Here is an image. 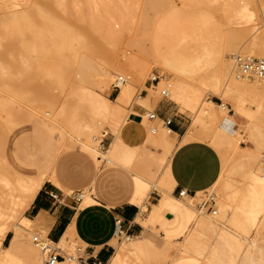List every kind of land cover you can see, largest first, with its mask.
Masks as SVG:
<instances>
[{"label": "rangeland", "instance_id": "374dc122", "mask_svg": "<svg viewBox=\"0 0 264 264\" xmlns=\"http://www.w3.org/2000/svg\"><path fill=\"white\" fill-rule=\"evenodd\" d=\"M15 1L26 3V7L28 6L27 8L30 9L23 10H29L37 17L30 25L21 28L0 22V106L2 105L0 107V188H8L9 186L13 185L18 176H26L27 174H31L32 169L28 168V165L36 163V161L38 162L40 158H43V160H46L47 158L49 159V155L52 153L54 160L59 161L60 165L62 166L60 167V171L63 174L62 176L65 177L64 180L67 182L69 188H71L70 191H63L64 194L68 195L70 199H73L74 195L79 197L80 193H83L86 191V189H90V187H85L84 184L86 183L82 178H84L83 172L85 169H90L93 163L91 157H89L88 154L82 149V141L85 140V136L79 135L81 133L83 134L87 128L90 110L82 97L83 92L81 87H77V76L79 75L77 74L78 65L73 56L74 50L80 51L79 53L81 55L83 54V57L88 58V60H90L89 62L94 66L107 63L108 61H110L108 63L114 61L116 64L124 62L136 52V50L131 45H128L130 38H144V36L142 37L143 32H145L144 34H147L145 39L155 34L162 35L163 32L166 31L167 26L172 21V14L174 10L176 11V9H179L184 14L181 20L188 19L189 16L187 15L191 12L193 15H195L194 18L196 20L193 19V22H198L197 25L199 26V30L197 29L193 32V30L187 28V30H185V34L182 33L184 34V36L182 35L184 41L180 36L179 39H181L183 43L185 42L186 46L190 45L189 47L192 49H198L200 51L201 48V52H203V48L205 46H207L206 48H209V51L210 49H212L211 51L214 50L213 52L222 48L225 45L223 34L225 30H228V28H248L247 30L250 33L244 37L239 46L242 45L244 41H249L254 30L260 34L264 31V1L262 0H238L239 5L248 3V9H250L252 12H255H253L254 16L252 20H246L247 18L244 20V18H242L243 21H241L242 19L238 16H235L234 12L225 9L226 5L230 3V0H216L217 2L215 0H164V2L162 0H132L133 3L130 2L131 0H128L127 8L125 6L123 7L126 9L129 7L128 11L130 18L133 21L130 19L131 23L129 24L128 28H131H125L121 30V25H114L115 31L117 33L116 37H112L110 33L107 32V27H105L106 29L102 30L100 28L103 27L93 29L92 27H89L88 22L83 23L82 21L84 20L81 18L80 20L79 18H73L76 16H73L72 14L74 11L72 13H70L71 11L64 12L60 9H58V11L57 9L56 11L55 9L54 11L53 9L49 11L50 15H54V20L56 19L62 22L64 19H67L68 21L70 20V23L68 22L70 26L74 19V24L72 23L73 26L71 27L74 33H76V31L79 33L80 29H89V32H91V36H86L87 47L82 48V45L79 44V41H77L76 38H72L69 42L71 50H63L62 52L60 50L61 44H59L60 39L54 33L56 28L52 27L53 23L50 24V21L45 20L42 13H39L37 9H35L36 4L38 2H44V0ZM64 1L68 8H73L75 0ZM212 1L214 2L212 3ZM197 2L199 4H197ZM82 8L87 9L88 7L87 5H83ZM202 11L206 12L202 13ZM11 13H13L11 10H2L0 11V18L4 20L5 15H9ZM66 13L67 15L65 16ZM70 14H72V19L70 16H68ZM62 17L63 19H61ZM75 19H77V21ZM201 21H207V23H202ZM200 22L201 24H199ZM224 22H226V24ZM80 23L82 26L85 25L87 28L84 29L85 27H81L78 29L80 27ZM184 25L187 26V23H184ZM203 28L206 30L204 31ZM185 35L187 38H184L186 37ZM145 43L146 48H149L150 44L148 39H146ZM81 55L80 57H82ZM202 62L203 63L201 64H204L205 61ZM201 64L199 65V68L202 66L203 67L198 70L199 72H196V77L203 76V74H205L204 72H207V70H204V67L208 66L209 68V66H211V64L209 65L207 63H205L206 65ZM140 66H145L147 68V71L144 73V75L134 74L131 71H124L120 73L122 75L124 74L125 78H127L129 75L132 76L131 80L134 83L135 96L137 94H142L144 89H147L148 93L149 89L148 87H145V83L148 82L149 85H153L151 80L158 82L160 81L161 76H163V79L165 78L166 83L169 81L173 83L174 81L171 74H162L161 69L157 65H154V63L151 62L150 59H147V57L143 58ZM117 75L118 74L112 77V79L108 82V85L105 86L101 92L112 101L116 99L120 91V89H116L112 86L117 78ZM154 75L157 76L156 80H153ZM157 82H154V84L159 85ZM200 86L204 100H213L217 104L225 103L227 105V109L222 111H220L221 109H218L216 111L220 117L223 116L221 112H229L228 108L231 109L229 114L236 113L234 103L231 98L226 97L223 99L220 95L213 93L210 87L203 86L201 83ZM164 87L168 86L165 84H161L159 86L156 103H158L160 100H166L171 107L175 108L176 111H178L188 120L187 124L188 128L190 127L189 131L191 135L190 140L197 139L206 141L216 149L221 159L222 168L220 174L222 177L219 175L221 178L218 177V181H215V183L209 189L197 192L195 196L196 198L193 201L190 200V204L193 205V207L200 209L199 205L201 203L203 207L201 209L209 212L218 205L217 203L220 202L219 197L225 191V183H228L229 188H233L237 185L239 189H244L242 192L246 191L245 189L248 188V184L262 186L263 184L261 182L254 179L252 176V171H254V174L256 175L255 170L258 169L262 159L264 160V98H260L264 96H256V94L254 95L249 93L245 95L243 99L244 105L252 112V114L254 113L253 115L256 119L254 118L253 121H250V126L248 128L246 125H244L245 123L242 125L238 123V125H236L237 128L243 129L242 137L238 143L239 145L241 144L243 147L249 148L255 152V156L252 158L251 154L246 152L245 149L237 150L234 147L225 148L224 146L218 145L214 138L216 137V130L221 119H214L209 116H205L202 120L197 119L196 112L190 107V105L182 97L174 94L170 88L169 96L164 98L161 94V90L164 89ZM134 103L137 102L133 99L130 105ZM156 103H153V105ZM259 103L263 108L258 107L261 106ZM130 105L128 107H130ZM62 108L64 110V114L60 117L59 121L61 127L63 128L64 126L63 130H65V134L61 136L57 130H51L48 127L46 128L45 125L41 124L42 122L40 121H42L41 118L47 113H50L48 116L52 117L53 112H58ZM147 108L149 109L148 111H153V106H147ZM236 115V121L240 122L242 118L239 117L238 114ZM7 117L10 118H8L10 121L7 119ZM5 119H7L8 122ZM64 119H66V121ZM64 121L66 122V126L68 128L65 126ZM102 121V123H99L100 125L98 131L94 134L97 147H100L101 150L105 151L109 146L108 142L113 140V138H115V141L112 147L109 148L111 149L109 151L110 157L113 159V161L110 163L104 161L106 163H101L100 165L102 166H99V169L96 172L97 194L102 197V199L97 198L98 202L100 200L105 201L103 200V197L109 195L111 192H116L117 195L121 196L124 194V191H128L129 188L126 187V184H122L123 182L119 179V177L120 175H125L131 182L132 172H135L136 174L141 173L140 175H144V177H147L149 174L147 178H151L150 180L155 184L153 186L150 184L149 193L153 197H158L156 194L158 193L161 197V188L164 187L162 180L169 164L164 163L161 167H159L157 162L151 161L150 159H141L142 161L138 160L132 164L130 162V154H133L134 156L136 155L137 151L133 147L124 144L120 138V130L127 122L126 116H124V118L118 123L115 120L113 121L111 118H107L106 120ZM158 127H161L163 131L167 130L162 125V122L158 124ZM104 130L108 131L105 137L102 136V131ZM101 139L105 141L104 146L101 143L103 147L100 145ZM149 142L157 147H154V150L157 152L158 149H161L162 147L158 141V135L153 136L152 140ZM177 145H179V143H177ZM221 147L225 148V150H223V148L220 149ZM64 148L65 150L63 151L62 149ZM177 148H169V157ZM44 152L46 153L44 154ZM151 165H155L156 167H152ZM17 168L19 169L17 170ZM144 169H146L145 172ZM149 170L152 175H150ZM108 173L110 177H108ZM169 191L173 193L174 190L172 186L169 188ZM83 200L84 199L82 198L81 203H83ZM121 200H124V198ZM152 201H155V198H151L149 202ZM125 202L128 201L126 200ZM154 204L149 207L147 198L145 215L143 214L140 217V221L142 219L144 220V223L142 221H137L144 226L145 231L142 235L151 239L156 244L154 245L156 254L152 253L151 250H142L139 251V253H131L128 257L130 264H165L163 251L161 248H159L163 245L164 239L170 241L179 239L181 242L184 239V236L179 237L178 234L171 235L174 233L171 229V224L173 219L176 217L175 215H172L171 218H167L166 214H164L155 220L150 221V212ZM261 219L263 220V214L257 219L256 228H258H254L253 224L251 223L250 215L246 209H244L240 203L231 202L223 207V211L219 216V224L222 223L221 225H225L227 229L229 228L233 233L239 235H237L239 238L236 236L237 241L235 242L237 245H239L243 239H246L244 247L242 246V248L250 247V245H247V241L248 244L249 242L251 243V240L252 238L254 239V237L256 238L258 245L264 247V226H259L262 221ZM15 223L20 224L21 218L18 217ZM29 230L31 231V234L25 233V236L22 238V242L26 247L28 245L32 246L33 244L32 247L36 248L40 256V264H43L41 251L37 245H35L33 236L40 235L43 237L44 235L41 232L35 231L33 228H29ZM14 231L21 232L22 230L16 228ZM14 231L12 230L9 233V241H4L5 245L9 244ZM212 233L210 231L207 234L216 235L215 233ZM216 236L214 241H207V243L211 244L213 242L214 246L215 244H218L217 254L219 255L217 256L222 259L221 262L227 261L228 257L226 256H229L228 244L226 241H224L225 243H222L223 241L219 236L218 238L220 239L217 240L218 238ZM247 236L251 237V239H249ZM238 240L241 241L238 243ZM120 242L122 245L127 243L126 239H124V236L121 237ZM131 243L136 244V240L133 238ZM77 245L85 247L83 242L76 238V234H74L73 237H69L68 241H62L61 246L59 245V247H61L66 252H71ZM233 246H235V243ZM235 247L239 248L241 245ZM235 247L233 249H235ZM242 248L239 250L243 252L244 249ZM230 252L231 254H235L234 252L238 251L231 249ZM21 256L23 259H25L24 255Z\"/></svg>", "mask_w": 264, "mask_h": 264}, {"label": "bare ground", "instance_id": "6f19581e", "mask_svg": "<svg viewBox=\"0 0 264 264\" xmlns=\"http://www.w3.org/2000/svg\"><path fill=\"white\" fill-rule=\"evenodd\" d=\"M127 1L128 0H75L73 8L71 9L66 6L64 0H44V2H41L42 4L38 2L36 4L35 9H37L39 13H42L44 19L50 21V24L53 23L52 27L56 28L57 30H55L56 32L54 31V33L60 39V50L63 52V50H71L69 42L72 38H76V40L79 41V44L82 45V48L87 47L86 36H91V32H89V29H86L87 27L84 24V26H82L80 23V27L78 29H80L81 27H85L84 29L86 30L80 29L83 34L80 31L79 33H77V31L76 33H74L71 29V27L73 26L72 23L74 22V19L73 22L71 21L72 23L70 26V20L68 21L67 19H64L65 22L58 21L56 19L54 20V15H50L49 11H51L52 9L53 11L54 9L55 11L56 9L57 11L58 9H60L64 12L71 11L70 13L74 11L72 14L73 16H76L73 18H79V20L81 18L82 20H84L82 21L83 23L88 22L89 27H92L93 29L103 27L100 28L102 30L106 29L105 27H107V32L110 33L112 37H116L117 33L115 31L114 25H121V30H123L125 28H128L129 24L131 23L130 14L128 11L129 7L128 9H126L128 6ZM162 1L164 2V0ZM130 2H132V0ZM213 2L214 1H212V3ZM197 4L199 3L197 2ZM247 4L248 3L239 5L238 0H230V3L226 5L225 9L234 12L235 16H238L241 19L244 18L245 20V18H247L246 20H252L254 16V11L252 12L250 9H248ZM83 5H87L88 8H82ZM123 6H125L126 8ZM27 7L26 3H21L19 1L0 0V11H13V13L5 15L4 20L0 18V22L18 28L30 25L36 19L37 16L31 13L29 10H23L30 9ZM174 11L172 14V21L167 26L166 31H164L162 35L155 34L146 38L148 39L150 44L149 48H146L145 37H147V34H144L145 32H143L142 35V37L144 36V38H130L128 45H131L136 50V52L131 57L127 58L124 62L116 64L114 61L111 60V63H108L110 62L108 61L107 63L98 64L97 66H94L89 62L90 60H88V58L83 57V54L81 55L79 53L80 51L74 50L73 52V56L78 65L77 74L79 76H77V87H81L83 92L82 97L90 110L87 128L85 129V132L83 134H79L85 136V140L82 141V149L88 154L89 157H91L93 162L91 168H86L83 172L84 178L82 179H84L83 181H85L86 183L84 185L85 187L87 186V188L90 187V189H86V191L80 193L79 195V197H81V200L82 198L84 199L83 203H81L82 207L98 203L97 198L102 199V197L97 194L96 172L99 169V166H102L100 164H103L104 161H106L107 163L113 161V159L110 157L109 151L111 149L109 148L112 147L114 143H112L111 146L109 144L110 147L108 146L105 151L101 150L100 147H97L94 134L98 131L100 125L99 123H102V120H106L107 118H111L113 119V121L115 120L118 123L121 119L124 118V116H126V120H128V116L131 111L130 107L128 106L133 101V99L138 104H141L146 107H149L151 106V104L156 103V98L158 97V89L161 84H165L171 89L174 94L178 95L179 97H182L196 112L197 119L202 120L205 116H209L214 119H221L220 124L216 130V139L214 138L215 142L218 143V145L224 146L225 148L234 147L237 150L245 149L246 152L251 154L252 158L253 156H255L254 151L246 147L242 148L241 145H239L238 141L242 137L243 129L237 128L236 125H238V123H240L241 125L245 123L244 125H246V127L248 128L250 126V121H253V119L255 118L253 115L254 113L252 114V112L245 107L243 99L248 93L254 95L256 94V96H264V79L258 78L253 75L239 76L237 66L235 64V58L239 54L246 55L249 57H264V31L262 30L263 32L260 34L256 30H254V32L251 34L252 36L250 37L249 41L246 40L242 43V45L239 46V44L243 41L244 37H246V35L250 33L247 30L248 28H228V30L224 29L225 32L223 34V38L225 39V45L215 52H213L214 50L211 51L212 49H210L209 51V48H206L207 46H205L203 48V52H201L202 50L200 47L199 51L198 49H192L191 47H189L190 45L186 46L185 42L183 43V36L185 34V30H187L188 28L193 30L194 32L199 27L197 25L198 22H193V19L196 20L194 18L195 15H193L192 12H189L190 14L187 13V16L189 17L186 20L189 21H186L181 20L184 14L179 9H176L175 12ZM206 11H202V13ZM72 14L68 16H70L71 18ZM66 15L67 13L65 14V16ZM61 19H63V17ZM75 20L77 21V19ZM207 21L201 22L207 23ZM241 21H243V19ZM201 22L199 24H201ZM184 23H187V26H185ZM224 23L226 24V22ZM179 36L181 37V39H183V41L179 39ZM184 38H187V36ZM244 52L249 54H245ZM80 55L82 57H80ZM144 57L150 59V61L153 62L154 65H157L161 69L162 74H171L174 81L173 83H171L170 81L166 83L165 78L163 79V76H161L160 81L157 82V84L159 85L153 83V85L148 86L149 92L147 93V95L137 94L135 96L134 83L131 80L132 76L129 75L127 78H125L124 74L122 75L120 73L124 71H131L134 74L144 75V73L147 71V68L145 66H140L141 61ZM202 61H205L204 64H211L212 67L209 66V68L211 67L210 69L208 68V66L204 67V70H207V72H204L205 74H203V76L196 77V72H199L198 70L203 67L202 66L199 68V65L203 63ZM116 74H118L117 78L123 76L125 78V82L120 84L119 94L116 99L112 101L107 96L103 95L101 92L103 91L105 86L108 85V82L112 79V77H114ZM156 79L157 76L154 75L153 80ZM116 80L114 82H116ZM200 83L203 86L210 87L213 93L220 95L223 99H225L226 97L231 98L233 100L236 113L229 114V112H221L223 116L220 117L218 112L216 111L218 109H221L220 111L227 109V105L225 103L217 104L213 100H204L202 97V89ZM260 98L263 99L264 97ZM258 107L263 108L262 105ZM228 110L230 111L231 109L228 108ZM63 114L64 110L62 108L58 112H53L52 117L48 116L50 115V113L44 115V118L41 116L42 121H39L42 122L41 124H44L46 128L48 127L51 130H57L58 133L62 136L65 134V130H63L64 126L63 128L61 127L59 120L60 117L63 116ZM236 114H238V116L242 118L240 122L236 121ZM144 117L146 123L149 122L147 119V113ZM8 118L9 117H7V119ZM64 120L66 121V119ZM160 122L157 121V124L155 125H158ZM66 125L67 124L65 122V126ZM165 128L167 129L166 131H163L160 127L155 128L159 130L161 129V131L158 132V141L160 143V146H162L160 151L157 152L145 149V156L143 158L157 162L159 167H161L164 163L169 164L162 180V183L164 185V187L161 188L162 196L159 198L158 202L155 203L152 207V210L150 212V221H153L161 215L168 213H170L171 215H175L176 217L173 219L171 224V229L174 233H172L171 235L178 234L179 237L184 236L182 242L179 239H175L174 241L164 239L163 245L159 248H161V250L163 251L165 264H264V247L258 245L255 237L254 239L252 238L251 243L249 242L248 244L247 241V245H250V247L247 246L248 248H242V246L244 247L246 239L244 240L243 238H240L244 241L242 240V242H240L241 240H238V243L240 242V244L237 245L235 241H237L236 236L238 234L236 235V233H233L231 229H227L225 225H221L222 223L219 224V216L223 211V207H225L228 203L237 202L240 203V205L249 213L251 223L253 224L254 228H256V222L258 217L263 214V220L261 219L262 221L259 226H264V160L262 159V162L258 166V169L255 170L256 175L254 174V171H252L255 175L254 176L252 174V176L255 180L261 182L263 184L262 186L248 184V188L245 189L246 191L242 192V190L244 189H239L237 185L233 188H229L228 183H225V191L222 195H220V202L217 203L218 205L214 209L207 212L204 209H201L203 208L201 203V205H199L200 209H197L190 204V200L193 201L196 198V194L184 195L180 197L173 195V193L169 191V188L172 186L173 177L170 168L171 157H169L168 155V150L173 144V138L169 127ZM152 129L154 130L153 127ZM107 133V130L102 131V136H106ZM222 148L223 147H221L220 149ZM225 148H223V150H225ZM62 150L64 151L65 148ZM46 152H44V154ZM40 159L38 162L36 161V163H30L31 165H28V168L32 169V182L30 186L18 190L16 186L12 185V187H10L9 189L2 192L0 191V264H40V256L36 248L32 247L33 244L32 246L28 245L26 247L23 243H21L20 238L24 237L22 233L20 234L19 231L16 232L8 245L4 244L5 238L11 230H14L16 228L21 229L22 231H27L29 234H31L29 228H32L33 222L30 219L23 216L21 218L20 224H16L15 222L17 221L18 215L21 213V211L26 210V208L31 204V201L34 199L37 191H39L45 183H52L65 192L71 190L67 182L64 180L65 177L62 176L63 174L60 171V167L62 166L60 165L59 161L54 160L53 154L51 153L49 155V159ZM130 159V162L132 164L138 160H141L136 155L133 156V154H130ZM151 166L156 167L155 165ZM18 169L19 168H17V170ZM145 170L146 169H144V172ZM140 174L132 172L131 182L125 175H120L119 179L123 182V185L126 184V187H128L129 190H123L124 194L121 196L117 195L116 192H111L109 193V195L103 197V200H105V202L110 205L115 203H122L127 200L129 203L141 206V208L147 207V198H149L150 196L149 186L150 184H152V186L155 184L152 183V181L150 180L151 178H147L149 174L147 175V177H144V175ZM107 175L108 177H110L109 173ZM150 175L152 174L150 173ZM220 176L222 177L221 174ZM220 176L219 178H221ZM122 198H124V200H121ZM141 221L144 223V220L141 219ZM210 231L211 233H215L217 236L210 234L208 235L207 233ZM73 235L74 232L67 233L63 237L62 241L69 239V237H73ZM122 236H124V239L126 240L131 239V237L126 234H123ZM215 236L217 238L219 236L223 241L222 243H225L224 241H226L228 244L229 256H226L228 257L227 261L221 262L222 259L217 256L219 255L217 254L218 244H215L214 246L213 242L211 244L207 243V241H214ZM238 236L237 238H239ZM220 238H218L217 240H219ZM134 239L136 240V246L138 247L139 251L151 250L152 253H155L154 245L156 244L154 243V241L144 237L143 235L135 236ZM249 239H251V237H249ZM234 243L235 246L241 245V247L238 248L233 246ZM35 245L37 244L35 243ZM234 247L235 249H233ZM241 248L244 249L243 252L239 250ZM231 249L238 252H234L235 254H231ZM21 255H24L25 259H23ZM57 264L66 263L59 262ZM109 264H114V262L112 261Z\"/></svg>", "mask_w": 264, "mask_h": 264}, {"label": "crops", "instance_id": "0c3cea01", "mask_svg": "<svg viewBox=\"0 0 264 264\" xmlns=\"http://www.w3.org/2000/svg\"><path fill=\"white\" fill-rule=\"evenodd\" d=\"M148 86L149 83L146 82L145 87ZM142 95H147V89L142 91ZM151 106H153L158 122L165 119L172 120L169 128L173 138L171 147L172 149L178 147L170 155L173 195H177L180 189H185L190 195L209 189L221 172L219 153L206 141L190 140L188 120L171 107L166 100H160ZM130 109L128 120L120 130V138L124 144L137 151L138 158L143 159L145 149L155 151L154 147L156 146L149 141L153 136L158 135L161 129H152V126L158 128V125H155L157 124L156 120V123L149 120L146 123L144 116L149 110L147 107L134 103ZM114 141L115 138L108 142V145L111 146ZM241 147L245 148L242 145ZM31 180V174L18 176L13 186L21 190L30 186ZM10 187L12 185L8 188L2 187L0 191H5ZM156 194L160 198V195ZM158 197H153L150 194L149 207L158 202ZM151 198H155V201L149 202ZM145 211L146 208L125 201L110 205L100 200L96 204L81 207V200L70 199L61 189L47 182L37 191L31 204L26 210L21 211L18 217L25 216L30 219L35 231L41 232L49 240L59 245L67 233L74 232L76 238L83 242L88 256L96 261H101L104 264H109L112 261L114 264H130L129 255L134 252L139 253L138 247L135 243H131V240L135 236L142 235L145 231L144 226L138 222L141 215H145ZM166 217L171 218L172 215L168 213ZM9 233L5 238L6 242L9 241ZM15 233L14 231L10 241ZM21 233L24 236L25 233L29 234L27 231H21ZM123 234L130 236L131 239L126 240L127 243L122 245L120 237ZM22 238H20L21 243H23ZM66 240L68 241V239Z\"/></svg>", "mask_w": 264, "mask_h": 264}, {"label": "built area", "instance_id": "2783aa9c", "mask_svg": "<svg viewBox=\"0 0 264 264\" xmlns=\"http://www.w3.org/2000/svg\"><path fill=\"white\" fill-rule=\"evenodd\" d=\"M235 64L237 66L238 75H253L258 78L264 79V57H249L246 55H237L235 58ZM125 82V78L120 76L117 78L116 82L113 83V87L120 89V84ZM152 83L157 81H152ZM161 94L164 98L169 96V87H164V90L161 91ZM230 112V111H229ZM147 119L149 121L157 120L156 113L154 111L147 112ZM162 122V125L169 127L171 125V119H165ZM156 130L155 126H152ZM105 137V136H104ZM105 145L103 139L100 140V144ZM178 196L190 195L185 189H180L177 192ZM75 200L80 201L81 197L74 195ZM201 205V204H200ZM33 241L38 245L43 264H57L59 262H64L68 264H104L101 261H96L88 256L86 253V248L77 245L73 251L66 252L64 251L57 243L52 242L45 236L34 235Z\"/></svg>", "mask_w": 264, "mask_h": 264}]
</instances>
